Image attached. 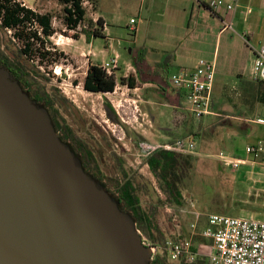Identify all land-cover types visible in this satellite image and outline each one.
I'll return each instance as SVG.
<instances>
[{
    "label": "rangeland",
    "instance_id": "obj_1",
    "mask_svg": "<svg viewBox=\"0 0 264 264\" xmlns=\"http://www.w3.org/2000/svg\"><path fill=\"white\" fill-rule=\"evenodd\" d=\"M23 1L39 13L54 15L52 24L55 32L48 40L47 48L55 54L43 64L35 56L32 63L41 66L40 72L45 77L49 73L48 90L56 88L68 99L70 108L63 110L65 118L79 136L87 138L91 135L101 151L105 173L113 174L115 163L112 155L116 153L125 160V168L131 174L141 176L143 182L149 184L151 193L161 196L155 177L140 156L139 144H166L180 138L196 142L197 150L191 155L196 158L195 167L188 173L183 186L186 208L174 213L172 208L168 211L166 207L160 220L163 227L166 224L175 229V223L180 235L183 225L188 230L189 224L195 222L194 212L200 213L202 221H205L208 215L221 212V208L230 213L219 215L264 221V167L253 165L252 157L247 153L248 146L263 138V129L256 123L251 124L252 130L247 134L243 125L235 123L237 119L229 117H264V104L254 99L258 83L248 79L251 78L254 58L245 54L242 42L232 39L234 50L241 51L239 54L243 57L242 63L235 67H227L222 47L216 53L206 49V46L199 47L198 44L202 43L193 42V26L188 28L185 23L191 1L182 10L176 7L173 0H159L154 7L149 3L145 9L143 0H99L97 6H87L88 19L95 22L103 17L108 31L91 42L83 32L89 27L81 26L76 32L66 28L61 18L63 8L57 0ZM182 3L185 4L186 0ZM131 19L137 24L132 26ZM132 27L138 31L135 32ZM9 39H12L10 34L0 30V47L11 55L7 47ZM135 42L143 46L141 54H144L145 65L141 66L142 78L131 55L140 52ZM17 44L20 45L19 42ZM115 55L120 56V68L114 74L118 83L117 92L112 95L87 92L83 85L89 66L110 61ZM214 56L218 73L228 71V74H233L247 68V79L235 83L234 79L227 77L226 85L212 95L213 114L197 119L185 100L179 106L177 98L163 93L162 88L167 85L157 64L167 63L166 72L171 75L179 70L197 68L202 59L212 62ZM55 71L62 73L63 79H58ZM129 76L137 79L134 89L121 83V78ZM243 91L246 98L242 96ZM106 102L115 110V122L107 115ZM186 123L188 128L195 127L193 133L198 134V138L189 135V132L181 135ZM104 138L109 140L110 145L104 142ZM220 152L245 160L247 164L236 171L227 168L216 157ZM141 198L143 206H147L148 200L143 196ZM205 250V253L210 252V249Z\"/></svg>",
    "mask_w": 264,
    "mask_h": 264
},
{
    "label": "water",
    "instance_id": "obj_2",
    "mask_svg": "<svg viewBox=\"0 0 264 264\" xmlns=\"http://www.w3.org/2000/svg\"><path fill=\"white\" fill-rule=\"evenodd\" d=\"M136 220L0 66V264H152Z\"/></svg>",
    "mask_w": 264,
    "mask_h": 264
},
{
    "label": "trees",
    "instance_id": "obj_3",
    "mask_svg": "<svg viewBox=\"0 0 264 264\" xmlns=\"http://www.w3.org/2000/svg\"><path fill=\"white\" fill-rule=\"evenodd\" d=\"M98 1L57 0L63 8L61 14L63 24L67 29L74 32L81 26L89 27L88 31H83L89 41L103 36L101 32L104 29L105 21L101 17L95 22L88 19L87 6L84 5L85 2H88L91 6H97ZM53 18L54 15L52 13H39L35 9L27 7L22 0H0V30L5 31L7 34H9V31L12 32L10 34L12 39H9V44H7L11 55H8L0 47V66L6 67L15 80L27 88L26 92L30 95L31 99L37 101L49 111L60 138L71 147L76 155L82 157V160L86 159L89 166L96 169L101 177L100 181L102 184L107 186L108 190L113 193L122 211L133 216L138 230L150 246L165 248L167 241L176 240L180 237L182 240L190 239L192 241L191 250L196 253L200 250L201 245L212 244V240H208L200 235V232L207 225V218H205V221L200 219L201 226L199 225L196 235H193L190 231L191 224H189L188 230L183 225L179 235L175 223L174 229L166 224L163 227L160 222L166 207L172 208L174 213L186 208L183 186L186 183L188 173L195 167V157L160 149L143 159L144 164L149 167L158 183V187L162 193L161 196L156 193L152 194L149 184L143 182L141 176H138L136 173L131 174L125 168V160L116 153L112 155L115 163L113 174L108 175V173L101 170L103 166L102 159L97 155V146L91 135L87 138L79 136L78 132L73 129L65 118L63 110L70 108L68 99L61 95L60 91L56 88L49 91L47 83L50 82V78L45 77L40 72V65L35 66L32 63L35 56L43 64L55 54L51 53L47 48L48 40L52 38L55 32L52 24ZM12 48L14 49L12 50ZM141 53L142 49L140 48V52L137 55H134V53H131V55L134 65L138 70L137 72L140 73L142 78L141 66L145 65V57ZM167 66V63H164V65L157 64L158 71L164 74V76H160L167 85L162 88L163 93L172 96L176 95L175 98L178 99L179 106H182V102L185 100V91L173 86L171 83L172 74L170 75L166 72ZM121 83L128 85L131 89L137 87V79L133 76L121 78ZM257 83V101L264 104V83ZM117 84L115 75L107 74L102 69L101 64H91L83 87L87 92L107 95L115 91ZM105 109L109 119L115 122L117 119L115 110L108 102L105 103ZM194 128V126L188 128V123H186L181 135H186L189 132V135L198 138V134L193 133ZM103 140L106 144L110 145L107 138ZM175 141H170V143H174ZM92 174L95 177L93 172ZM142 196L148 200L147 206H143ZM213 207L216 208L215 206ZM220 211L216 212L218 214L230 213L229 210H224L223 208ZM186 260V257L183 256L179 261L171 262L166 250L163 254L155 255L152 264H187ZM195 264L210 263L207 259L198 258Z\"/></svg>",
    "mask_w": 264,
    "mask_h": 264
},
{
    "label": "built area",
    "instance_id": "obj_4",
    "mask_svg": "<svg viewBox=\"0 0 264 264\" xmlns=\"http://www.w3.org/2000/svg\"><path fill=\"white\" fill-rule=\"evenodd\" d=\"M84 5L88 6L89 3L85 2ZM207 7L213 13L221 10L233 11L235 8L234 5H229L224 0H210ZM133 23H135V20L131 21V24ZM224 29L232 31L231 23H226ZM11 33L9 31V34ZM242 38L254 53L252 78L256 82L264 83V47L254 48L246 36H242ZM101 67L107 74L114 75L120 68V56L115 55L110 61L103 62ZM55 73L58 79H63L62 73L58 71H55ZM46 76L50 78L49 73H46ZM215 78L216 67L214 63L203 59L198 62L197 68L179 70L171 75V83L174 87L185 91L186 105L197 119L212 114ZM117 90L118 84L112 94H115ZM116 111L119 114L117 108ZM255 123L260 125L264 131L263 116L257 117ZM160 149L193 155L197 150V145L194 140L186 139H179L174 143L166 144L144 143L140 144V156L146 158ZM247 153L251 155L253 165L259 164L264 167V137L256 144L248 146ZM216 157L223 166L234 171L247 164V161L233 158L224 152L218 153ZM166 209L171 210L170 207ZM193 216L195 222L191 224V230L192 234L196 235L201 215L194 212ZM206 218L207 225L200 232V235L212 240V244H203L200 246V250L194 253L191 250L192 241L190 239L182 240L178 237L176 240L167 241L165 248L151 246L154 257L163 254L167 250L171 262H177L185 256L187 264H195L198 258L207 259L210 264H264V221L219 214H211ZM174 221L178 222L176 215H174ZM147 245L150 246L148 243ZM205 249H210V252L205 253Z\"/></svg>",
    "mask_w": 264,
    "mask_h": 264
},
{
    "label": "crops",
    "instance_id": "obj_5",
    "mask_svg": "<svg viewBox=\"0 0 264 264\" xmlns=\"http://www.w3.org/2000/svg\"><path fill=\"white\" fill-rule=\"evenodd\" d=\"M23 1V0H22ZM144 1V9L150 3L153 7L157 4L159 0H143ZM172 1V0H168ZM185 0H173L176 7L182 8V10L186 9V5L188 2L191 1V10L190 13L187 15L185 19V23L188 28L193 26L194 31L192 35H194L195 40L193 42L202 43L198 44L199 47L206 46L205 48H209L213 52H217V50L222 47L225 52V60L227 62V67H235L237 64L242 63L243 57L239 52L234 50V42L232 41L233 38L242 42L245 47V54L247 56H253L254 53L249 47V45L243 40L242 36H246L250 44L254 48L264 47V0H224L229 5H234L233 11H225L221 10L216 13L211 12L208 7L207 3L210 0H186V3L183 4L182 2ZM24 2V1H23ZM27 7L28 4L24 2ZM34 9L33 7H30ZM204 10V12H203ZM103 20L104 18L101 17ZM134 19H131V21ZM105 21V20H104ZM226 23H231L233 30H225L224 26ZM137 22L132 24V26L136 25ZM134 31H138L136 27H132ZM108 31L107 24L105 22L104 29L102 31V35ZM231 38V40H230ZM135 44L141 48L143 46L138 45L136 42ZM246 57V55H243ZM215 56L213 58L212 63H214L215 67ZM247 68L245 70H237L235 73L228 74V71L217 72L216 70V78L214 83V92L218 91L222 88L223 85H226V78L234 79L233 82L237 83L238 80L242 81L247 79ZM237 79V81H236ZM252 79V71H251V78ZM254 81V80H253ZM245 84V83H244ZM257 93L254 96V99H257ZM174 95L173 97H175ZM242 96L244 98L247 97L245 95V91H243ZM215 99V98H214ZM214 106L216 107L215 101ZM187 106V105H186ZM256 109V108H254ZM257 111V110H255ZM213 114V113H212ZM258 114V111L255 115ZM230 115L231 119H237L235 123L244 127L245 133H250L252 130V125L255 124V117L252 119L248 116H238ZM260 126V125H259ZM264 132V131H263ZM264 137V136H263ZM262 139V138H261Z\"/></svg>",
    "mask_w": 264,
    "mask_h": 264
},
{
    "label": "flooded vegetation",
    "instance_id": "obj_6",
    "mask_svg": "<svg viewBox=\"0 0 264 264\" xmlns=\"http://www.w3.org/2000/svg\"><path fill=\"white\" fill-rule=\"evenodd\" d=\"M22 86V85H21ZM22 88L24 89V91H26L27 90V88L26 87H23L22 86ZM96 152H97V155H98V157H101V151H100V149L98 148V147H96ZM78 156V155H77ZM79 158H80V160H81V162H82V164H83V167H84V169L86 168V172L87 173H89L90 175H92L93 176V174H92V172L95 174V177L94 178H96L98 181H100V176H99V174H98V172L96 171V169H94V168H92V167H90L89 166V164H88V162L86 161V159H84V160H82L81 158L82 157H80V156H78ZM101 170L104 172V169H103V166H102V168H101ZM101 182V181H100ZM102 183V182H101ZM104 185V184H103ZM105 186V185H104ZM106 187V189L108 190V187L107 186H105ZM109 191V190H108ZM110 192V191H109ZM112 195H113V193L112 192H110Z\"/></svg>",
    "mask_w": 264,
    "mask_h": 264
}]
</instances>
